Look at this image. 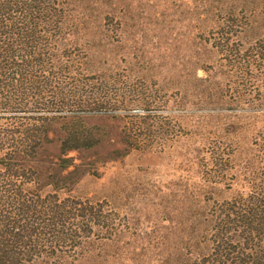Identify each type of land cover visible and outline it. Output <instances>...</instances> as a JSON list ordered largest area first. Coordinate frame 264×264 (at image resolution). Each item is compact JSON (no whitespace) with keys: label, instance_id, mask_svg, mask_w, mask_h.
Returning a JSON list of instances; mask_svg holds the SVG:
<instances>
[{"label":"trees","instance_id":"trees-1","mask_svg":"<svg viewBox=\"0 0 264 264\" xmlns=\"http://www.w3.org/2000/svg\"><path fill=\"white\" fill-rule=\"evenodd\" d=\"M82 1L0 0V264H95V247L113 240L118 223L108 200L75 193L85 170L69 154L105 143L86 125L95 117L90 112L127 111L122 143L109 139L122 155L149 149L159 133L153 128L166 125L150 108L156 100L91 68L79 37ZM200 18L207 24L197 36L205 50L198 57L199 102L264 110V91L259 100L244 94V85L250 91L257 80L264 90V34L244 42L247 16ZM225 81L243 90L227 98ZM137 104L145 107L140 113L130 110ZM218 143L205 139L193 149L198 154L190 153L211 178L196 183L193 194L185 184L183 242L168 246L165 264H264V130L251 138L244 178H224L232 155ZM225 190L230 195L220 196Z\"/></svg>","mask_w":264,"mask_h":264},{"label":"rangeland","instance_id":"rangeland-1","mask_svg":"<svg viewBox=\"0 0 264 264\" xmlns=\"http://www.w3.org/2000/svg\"><path fill=\"white\" fill-rule=\"evenodd\" d=\"M85 3L79 37L96 64L91 68L115 73L144 91L156 100L150 108L166 122L164 129L153 128L159 133L153 135L149 149L122 155L109 139L122 143L127 111L90 112L95 117L86 125L99 129L105 143L69 154L85 170L75 193L108 200L118 223L113 240L96 246L92 260L95 264H165L168 246L183 242L179 212L185 184L193 194L196 183L211 178L196 155L190 154L197 152L195 146L205 139H219L218 145L232 155L224 178H244L251 138L264 130V110L199 102L202 81L197 76L204 72L199 70L198 57L205 50L197 36L207 24L200 16L249 17L252 26L243 35L249 43L264 34V0H83L81 4ZM213 61L206 58L207 64ZM222 85L227 98L234 99L243 90L242 83ZM247 87L244 94L255 100L262 97L260 81H254L250 91ZM144 108L137 104L130 110L140 113ZM230 193L225 190L220 196Z\"/></svg>","mask_w":264,"mask_h":264}]
</instances>
